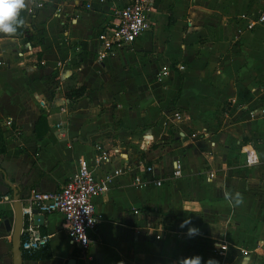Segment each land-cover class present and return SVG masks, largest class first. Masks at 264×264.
<instances>
[{
    "label": "crops",
    "instance_id": "1",
    "mask_svg": "<svg viewBox=\"0 0 264 264\" xmlns=\"http://www.w3.org/2000/svg\"><path fill=\"white\" fill-rule=\"evenodd\" d=\"M39 1L31 13L26 8L21 34H0V193L12 197L9 182L21 202L32 189L59 188L96 144L130 158L138 145L144 160L161 161L166 172L178 156L181 175L144 187L117 176L93 198L99 222L83 254L68 242L60 213H42L38 227L49 233L51 256L21 264L69 257L75 264H181L197 256L200 264H264V113L247 111L253 102L264 108V22L247 29L239 17L263 0H155L149 28L102 61L93 56L96 33L127 0ZM163 63L170 69L158 78ZM175 109L186 119L172 123ZM9 117L19 132L4 123ZM248 147L254 165L245 162ZM226 193H240L242 202ZM11 200H0L3 262L11 260ZM143 236L153 244L146 252L138 246Z\"/></svg>",
    "mask_w": 264,
    "mask_h": 264
},
{
    "label": "built area",
    "instance_id": "2",
    "mask_svg": "<svg viewBox=\"0 0 264 264\" xmlns=\"http://www.w3.org/2000/svg\"><path fill=\"white\" fill-rule=\"evenodd\" d=\"M154 2L155 0H127L120 6H114L113 18L108 24L101 25L96 33L97 47L93 53L94 59L102 61L104 57L118 53L123 46L148 29L151 24L150 12L153 10ZM40 5L39 0H33L27 7V11L31 13L34 7ZM251 14L244 13L239 16L244 19V26L247 29L256 23L264 22V3ZM183 66L182 63L175 64L177 69ZM169 69L167 63L161 64L156 71V77L166 76ZM68 100L64 98L62 101ZM228 102L237 104L234 98H229ZM58 106L61 110L64 109V105ZM258 108L257 105H247V111L250 114L264 113L263 107ZM186 117V114L178 109L172 110L168 115L172 123H179ZM4 123L10 125L14 133L19 132L20 126L13 118H6ZM189 135L193 137L196 133L190 132ZM123 153L124 151L120 148H105L96 144L90 157H78L76 167L59 188L30 190L28 195L21 199L20 250L30 253L48 244L49 241V233L41 231L38 224L32 221L33 210L38 213H60L62 228L68 242L83 254L89 248L91 241L89 233L99 222L100 213L95 208L93 198L105 194L117 176L128 174L134 186L144 187L149 184L155 186L165 183L172 184L175 178L181 175V159L178 156L172 158L171 169L166 172L161 161L148 162L136 154L133 156L135 160L132 164L127 158L123 159ZM244 158L247 165H254L258 162L252 147L247 148ZM0 200H11V197L0 193ZM131 212L139 214L140 210L133 207ZM146 231L153 239L160 237L157 229L155 232L152 226H148ZM216 247L218 253H222L225 249L224 244H218ZM239 251L244 253L245 247H239Z\"/></svg>",
    "mask_w": 264,
    "mask_h": 264
},
{
    "label": "clouds",
    "instance_id": "3",
    "mask_svg": "<svg viewBox=\"0 0 264 264\" xmlns=\"http://www.w3.org/2000/svg\"><path fill=\"white\" fill-rule=\"evenodd\" d=\"M27 8V0H0V34L14 36L18 29L23 26L24 20L21 13ZM229 202L239 204L243 197L240 193H226ZM198 231V229H195ZM189 231H194L190 228ZM181 264H200V257L186 258ZM211 264V262H209Z\"/></svg>",
    "mask_w": 264,
    "mask_h": 264
},
{
    "label": "water",
    "instance_id": "4",
    "mask_svg": "<svg viewBox=\"0 0 264 264\" xmlns=\"http://www.w3.org/2000/svg\"><path fill=\"white\" fill-rule=\"evenodd\" d=\"M9 187L12 189L11 194V206L13 209V224L11 228V234H10V254H11V260L10 264H21L22 262V254L19 247L20 244V228L22 225V217H21V202L20 197L17 192V186L7 182ZM32 215V221L35 224H42L43 221V214L38 213L35 210H33ZM65 264H75V258L69 257Z\"/></svg>",
    "mask_w": 264,
    "mask_h": 264
},
{
    "label": "rangeland",
    "instance_id": "5",
    "mask_svg": "<svg viewBox=\"0 0 264 264\" xmlns=\"http://www.w3.org/2000/svg\"><path fill=\"white\" fill-rule=\"evenodd\" d=\"M28 1H29V0H27V2H28ZM254 4H255V2H254ZM254 4H252V5H254ZM27 5H28V3H27ZM252 5H250V8H249V9H247V13H248V11H252V10L254 9L255 6H252ZM24 12H26V14H27L26 9L24 10ZM26 14L24 13V16H23V19H24V20H25V18H26V16H27ZM247 105H258V104H257V102H253V103H251V104H247ZM172 125H173V124H172ZM170 129H171V133H170L169 135H167V136H169V137H171V136H172L173 134H175V132H176V131H175V127H172V126H171V127H169V130H170ZM173 132H174V133H173ZM163 136H164V135H163ZM165 137H166V136H165ZM142 139H143L145 142L148 141V139L146 140L145 137H143ZM140 143L143 144L142 141H140ZM152 143H153V141H152V142H149V143L147 142L146 144H148V146H146L145 148L150 147ZM149 145H150V146H149ZM137 146H138V145H137ZM137 146L134 148V152H137V154L139 155V157L142 158V157H143V156H142L143 154H142V155L140 154L141 149H140V147L137 148ZM143 146H144V144H143ZM122 156H123V159H126V158H127L132 164H134V162H133V161L135 160V158L133 157L134 155L132 156V158H130V157H129L130 155H127V153L125 152V153L122 154ZM135 166H136V165H135ZM142 206H143V208H148V206H147L146 203L143 204ZM130 213H131V212H130ZM145 215H146V214H145ZM145 215L142 214V216H145ZM197 219L200 220V219H201V216H199ZM131 230H132V229H131ZM130 236H132V235H130ZM143 237H144V236H143ZM144 239H146V240H143V241H139V242H138V246H139V248H140V251H142V252H146L147 250L149 251V250L151 249L152 245H153V244H151L152 242L147 241V238H146V237H144ZM189 242H190L189 244H191V243L194 244V245H193V248L196 247V246H195L196 243H195L194 240H190ZM144 248H145V251H144ZM108 249H110V248H108ZM88 253H89V252H88ZM0 260H1V257H0ZM88 260H89V259H88ZM84 263H85V261H84ZM0 264H10V258H9V261H4V262H3V261L1 260V261H0ZM140 264H143V263H140Z\"/></svg>",
    "mask_w": 264,
    "mask_h": 264
},
{
    "label": "trees",
    "instance_id": "6",
    "mask_svg": "<svg viewBox=\"0 0 264 264\" xmlns=\"http://www.w3.org/2000/svg\"><path fill=\"white\" fill-rule=\"evenodd\" d=\"M24 13H25L24 11L21 13V18L22 19H23ZM22 28H23V26L18 29L16 34H21ZM66 94L68 96H74L75 95V93H73V91L72 92H68L67 91ZM169 102H171V100H169ZM74 251H75V249L72 251L73 255H74ZM21 254H22V259L23 258L45 259V258H49L51 256L48 244H45V245L41 246L40 248L33 250L30 253H26L24 251H21Z\"/></svg>",
    "mask_w": 264,
    "mask_h": 264
}]
</instances>
